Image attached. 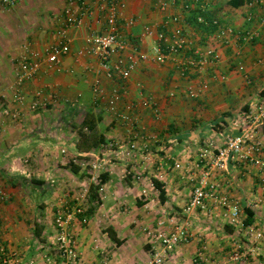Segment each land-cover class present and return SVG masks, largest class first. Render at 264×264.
<instances>
[{"label": "crops", "instance_id": "crops-1", "mask_svg": "<svg viewBox=\"0 0 264 264\" xmlns=\"http://www.w3.org/2000/svg\"><path fill=\"white\" fill-rule=\"evenodd\" d=\"M2 1L0 249L20 257V264H68L56 250V211L62 204L76 205L84 188H89L88 224L70 227L81 264H101L104 253L109 264H145L151 258L150 233L171 230L169 220L180 216L188 204L201 175L196 168L200 150L207 142L214 141L219 148L226 136L249 134L264 146V126L255 128L248 121L257 103L264 101V36L222 49L220 63L200 75L183 78L172 63L138 60L130 79L121 82L106 76L99 58L86 45L91 31H105V15L99 6H106L107 0H84L86 7L77 9L82 11L83 23L67 29L69 53L59 67L48 64L46 56L59 41L67 0H18L13 6ZM182 1L168 14L181 13ZM251 1H258L260 7L249 10ZM158 2L128 0L122 32L131 49L152 51L156 39L142 41L141 35L145 26L162 29L165 15ZM209 6L210 19L218 17L243 33L258 30L264 17V0H211ZM194 14H183L187 34L197 45L210 46L212 36L199 30ZM250 14L252 22L247 20ZM127 19H134V26H126ZM25 48L39 61L40 69L23 87L27 105L20 107L13 104V96L17 62ZM215 73L225 75L226 81L214 80ZM97 84L100 93L95 92ZM203 84L207 89H202ZM116 89L122 94L119 113L136 118L135 125L109 111L108 100ZM190 89L198 91L199 97L191 99ZM38 92L49 105L31 112L28 104ZM149 99L154 107L145 106ZM7 108L21 112L22 119L15 122L5 116ZM53 112L60 117L55 119ZM87 117L97 127L91 133L93 139L83 144L75 127ZM56 124L59 129L53 128ZM132 142L137 144L134 152ZM30 157H34L32 165H25ZM97 158L106 164L99 182H93L92 170L85 163L90 165ZM177 163L183 169H176ZM211 184L239 207L243 221L250 210L254 215L251 227L264 228V167L232 161L227 172L213 176ZM191 218L192 240L178 246L162 264H193L198 255L207 264L221 263L235 246L251 253L255 260L251 264H264V245L254 240L249 229L232 225L226 210L214 201L207 211H197Z\"/></svg>", "mask_w": 264, "mask_h": 264}, {"label": "built area", "instance_id": "built-area-1", "mask_svg": "<svg viewBox=\"0 0 264 264\" xmlns=\"http://www.w3.org/2000/svg\"><path fill=\"white\" fill-rule=\"evenodd\" d=\"M179 0H159L158 9L165 15L162 29L156 26H145L141 35V40L156 39V43L151 52H142L137 48L131 49L130 41L122 32V22L124 21V11L127 9L128 0H107L106 6H99L101 12L105 15V31L97 33L91 31L86 37V45L89 52L97 56L100 60L102 70L109 79H118L126 82L130 79L132 72L137 66L138 60L153 62L163 65L172 63L175 65L179 74L183 78L189 75L203 74L209 67L218 65L221 61L220 51L231 47L233 44L242 46L254 42L258 37L264 36V17L260 18L258 30L249 32H239L233 26L226 25L218 17L207 19L205 14L210 9L211 0H185L178 6L181 13L168 14L170 9L177 5ZM15 0H4L7 5H14ZM86 7L84 0H67V6L64 10L65 25L58 32L59 41L48 51L46 60L51 66L59 67L62 58L69 53V41L67 38V29L69 27H79L83 20L78 8ZM247 7L249 10L259 8L258 1H251ZM83 10V9H82ZM197 13L196 25L202 27H212L215 30L211 33L212 44L210 46H199L191 39L185 26L186 18L184 15ZM92 14L91 11H88ZM254 15L250 14L247 18L252 22ZM126 26H134V19L125 20ZM131 49V54L128 51ZM32 53L29 48H25L23 54L17 62L16 84L13 96V104L25 107L26 98L22 92L25 84L38 73L40 69L39 61L32 59ZM36 56V55H35ZM118 58L113 61L114 58ZM239 71L244 73V67L240 66ZM216 81L225 82V75L212 74ZM247 82L250 81L245 75ZM202 89H207L203 84ZM95 92L100 93V86H95ZM189 97L196 99L199 92L190 89ZM122 100L120 90H114L108 100V108L111 113L126 124L135 125L136 118L119 113L118 106ZM48 101L38 92L35 99L28 104L31 112H36L48 107ZM145 106L154 107L155 103L149 99ZM4 114L20 120L22 114L17 111L5 109ZM249 123L255 128L264 126V101L257 103L256 109L249 115ZM133 138H137L136 135ZM115 144H111L114 148ZM132 152L137 150L136 142L130 145ZM240 164H251L258 167H264V146L254 139L251 135L226 136L221 147H217L216 142L209 141L206 146L200 150L199 161L196 168L200 170L201 175L196 180L193 187L192 196L184 208L182 214L169 220L171 230L165 233L151 232L153 240L151 249V258L145 264H162L180 245H186L192 240V215L197 211H207L209 202H215L226 210L231 224L239 229H249L254 240L264 245V228L257 229L246 227L241 219V211L238 206L231 205L229 200L220 192L218 185L211 184L213 176L219 173L227 172L231 162ZM105 162L100 158L91 164L92 180L99 182L101 173L105 167ZM176 169H183L180 163L176 164ZM89 188H84L80 196L76 199V205L62 204L56 211L55 225L57 235L55 239L56 250L60 257L68 264H81V256L78 251L77 239L70 232V227L75 223L85 226L88 224L87 201ZM165 225V222L161 223ZM246 252L241 251L240 246H235L231 261L238 263L243 261ZM105 259L101 264H109L108 256L104 253ZM21 259L15 254H8L4 248L0 249V264H20ZM194 264H206L201 255L195 259Z\"/></svg>", "mask_w": 264, "mask_h": 264}, {"label": "trees", "instance_id": "trees-1", "mask_svg": "<svg viewBox=\"0 0 264 264\" xmlns=\"http://www.w3.org/2000/svg\"><path fill=\"white\" fill-rule=\"evenodd\" d=\"M230 4L233 5V7H238V5H239L238 3H236V1H232V2H230ZM194 16H195L194 19H195V22H196L197 21V13L196 12H195ZM205 16H206L207 19L211 20L207 16V14H205ZM202 29L204 31H206V33L208 32L210 34L215 30L211 26L210 27H202ZM96 127H97V125H96L95 121L93 119L88 118V117L80 125L75 127V129L77 130L78 135L80 137L79 142L85 144L88 141H90V139H93L91 137V133L96 131ZM93 145H94L93 148L97 147L94 142H93ZM69 164L71 165L72 168H74V169L77 168L73 164V162H70ZM78 169H80V168H78ZM32 183H35V180H32ZM155 183H156V181H155ZM246 211H247V215L248 216H247V219L244 221V224H245L246 227H249L254 222V220H253V216L254 215H253V213L250 210H246Z\"/></svg>", "mask_w": 264, "mask_h": 264}, {"label": "rangeland", "instance_id": "rangeland-1", "mask_svg": "<svg viewBox=\"0 0 264 264\" xmlns=\"http://www.w3.org/2000/svg\"><path fill=\"white\" fill-rule=\"evenodd\" d=\"M15 1H16L15 4L18 3V0H15ZM2 2H3V5H7V4L4 3V0H3ZM15 4H14V5H15ZM10 6H13V5H10ZM53 115L55 116V117H54L55 119H57V118L60 117L59 113H56V112H55V113L53 112L51 116H53ZM5 116H7V115L5 114ZM7 117H9L10 119L13 120L12 117H10V116H7ZM22 117H23V116H21L20 120L22 119ZM20 120H18V121L13 120V121H15V122H19ZM53 120H54V119H53ZM75 126H77V125H75ZM59 127H60L59 124L53 125V128H58V129H59ZM62 127H63V129L66 128V126H62ZM66 129H67V128H66ZM67 131H70V130H67ZM33 159H34V157H33V158H32V157L27 158L26 160H28V162L25 163V165H28V166L32 165V160H33ZM33 161H34V160H33ZM85 168H92V167H91V164L88 165L87 163H85ZM259 248H260V250H261V249H262V246L260 245ZM233 249H234V248H233ZM244 250H245V249H243V251H244ZM228 251H229V252H228L229 255H228V257H227L228 259L224 260V261L221 262V263L216 262V263H214V264H222V263H223V264H239V263L245 264L246 262H248V263L251 264V263H253V262L255 261L254 259H252V258L250 257V254H251V253H246V255H245L243 261L238 262V263H234V262L231 261V255L233 254V251H234V250L231 251V249H229ZM230 252H231V253H230ZM244 252H245V251H244ZM197 257H198V256H197ZM197 257H196V258H197ZM196 258H195V259H196ZM258 258H259V257H258ZM195 259H194V261H195ZM194 261H193V264H194ZM205 263H206V262H205ZM206 264H207V263H206Z\"/></svg>", "mask_w": 264, "mask_h": 264}]
</instances>
